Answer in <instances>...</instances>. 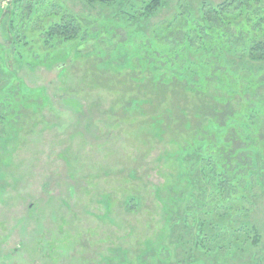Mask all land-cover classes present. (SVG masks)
<instances>
[{
	"label": "rangeland",
	"instance_id": "rangeland-1",
	"mask_svg": "<svg viewBox=\"0 0 264 264\" xmlns=\"http://www.w3.org/2000/svg\"><path fill=\"white\" fill-rule=\"evenodd\" d=\"M128 1L0 0V264H264V64L243 68L233 25L188 35L225 0H166L143 27ZM61 14L82 43L45 49ZM194 221L211 257L183 259Z\"/></svg>",
	"mask_w": 264,
	"mask_h": 264
},
{
	"label": "trees",
	"instance_id": "trees-1",
	"mask_svg": "<svg viewBox=\"0 0 264 264\" xmlns=\"http://www.w3.org/2000/svg\"><path fill=\"white\" fill-rule=\"evenodd\" d=\"M128 1V0H126ZM137 0H129V7L130 10L133 9L134 14H129L130 18H132V22H135L140 27H143V24L147 21L150 22L154 14L163 7L166 0H141L140 6L137 4ZM21 0H15L16 6L19 8V3ZM89 5H97L101 7H110L114 8L121 7L124 5L125 0H86ZM182 0H177L176 7L180 8V3ZM206 6L202 4L199 7V10L196 12L198 13L199 20L195 23V25H191L190 30L188 31V35L194 33L196 38L193 39L194 43H198L199 40L205 42V37L209 38L207 34H205L204 28L208 27L210 29L218 30L219 34L223 37L227 36L224 34L222 29L233 28L231 30H235L238 32L239 35L241 33H246L248 35V41L244 46L243 50H241L243 54V68L246 66H260V64H264V1L263 0H225L224 3L218 4L217 6H211L209 11L205 10ZM232 8L235 12H237V19L232 20L229 23V15L227 10ZM231 10V9H230ZM30 10H28L29 12ZM129 11V10H128ZM130 12V11H129ZM53 19H50L46 25L41 30V41L42 46L45 49H54L59 46H65L68 49L73 48L74 46L82 43V38L80 36L81 28L77 24V19L72 15L61 14V15H52ZM202 23L203 26L200 24ZM148 23L146 24V26ZM197 27L198 30L194 31L193 29ZM9 28L11 30H15V26L12 22L9 23ZM17 32V31H16ZM19 34V32H17ZM15 42L12 46H14V51L20 56V51L22 50L23 46L27 45L26 42H23L22 37L14 34ZM153 37V36H152ZM230 45V44H228ZM22 46V47H21ZM230 48V47H229ZM240 51V50H239ZM238 52V51H237ZM258 75L259 73H256ZM176 77V75H172ZM10 81L6 82V87L8 88ZM200 160H197L195 171L191 170L188 174L187 181H189L191 186L194 185L195 182L200 184L207 183L208 179L205 177L204 174V166L201 161H205L208 159L206 156H199ZM193 161H191L192 163ZM202 163V164H201ZM209 166H215L214 163H209ZM197 178L194 180V177ZM186 226L183 230V233L180 235V242H184V256L185 259L186 255L189 254L191 248L192 251L194 250H205L204 254L200 253V257H211L212 251L209 249L206 250L204 245L205 243V236L204 233L208 229H206L204 223H200V221H194V228H196V236L191 235V230L193 227L184 222ZM246 227V226H245ZM214 229V227H213ZM194 230V229H193ZM215 230V229H214ZM208 231V230H207ZM202 235V236H201ZM235 240V241H234ZM258 241V240H257ZM257 241L253 240V244ZM237 240L235 238L230 239L228 245L229 247L236 246ZM239 244V243H238ZM186 246V247H185ZM187 248V249H185ZM218 250H221L219 245L216 246ZM237 248V247H236ZM235 248V249H236ZM243 249L241 245L237 248V250ZM207 252V254H206ZM188 258V257H187Z\"/></svg>",
	"mask_w": 264,
	"mask_h": 264
}]
</instances>
